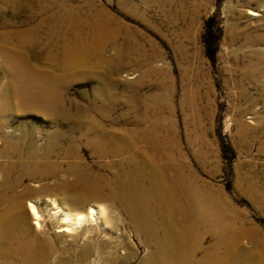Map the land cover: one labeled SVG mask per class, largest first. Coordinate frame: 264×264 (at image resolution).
Here are the masks:
<instances>
[{
    "label": "rangeland",
    "instance_id": "rangeland-1",
    "mask_svg": "<svg viewBox=\"0 0 264 264\" xmlns=\"http://www.w3.org/2000/svg\"><path fill=\"white\" fill-rule=\"evenodd\" d=\"M99 11L118 29L115 44L104 57L90 54L99 70L81 69L62 87V102L44 86L24 99L25 86L0 53V214L21 203L32 240L54 251L48 264L65 257L70 264H139L149 252L140 215L120 204L115 179L132 174L134 160L148 172L139 148L163 145L159 152L173 155L249 231L246 245L264 238V0H0V43L12 33L14 45L22 32L29 60L53 69L49 52L72 33L60 35L64 16L92 20ZM78 176L89 193L82 201L75 200ZM95 191L103 198H91ZM112 192L118 202L106 197ZM186 202L190 221L216 208ZM103 205L104 218L64 230V213ZM209 231L195 259L218 241ZM1 244L0 264H20ZM84 249L90 256L80 261ZM230 259L246 263L241 252Z\"/></svg>",
    "mask_w": 264,
    "mask_h": 264
},
{
    "label": "bare ground",
    "instance_id": "bare-ground-1",
    "mask_svg": "<svg viewBox=\"0 0 264 264\" xmlns=\"http://www.w3.org/2000/svg\"><path fill=\"white\" fill-rule=\"evenodd\" d=\"M64 18L66 21L60 35L61 33L68 34L70 29H72V33L70 32L71 37H62L63 42L56 52H49L48 58L53 62V69L29 60L23 44L25 34L22 32L17 33L18 42L16 44H11L12 33L5 34L0 43V53L11 65L16 78L21 79L22 86H25L22 95L26 100L38 97L39 86H44L48 94L62 102V87L76 74L78 75L81 69H88L92 72L99 70L100 66L89 60L90 54L96 52L104 57L107 44H115L118 29L103 11H99L98 16L92 20L72 17L71 14L65 15ZM83 29L90 31V36L85 35ZM57 37L59 38V36ZM49 42L52 44V41ZM57 69L62 71L61 74L56 72ZM26 94H29L30 97ZM129 142L132 144L129 147L133 148L132 146H134L136 149L135 143ZM119 146L121 145H116L115 151L121 150ZM162 147L163 145L148 149L139 148L146 155L148 172L145 173L144 166L134 160L135 171L115 179L119 187L120 204H123L124 209L130 215H140L141 228L138 229L145 236L143 242L148 246L149 252L139 264H231L232 259L230 258L237 252L244 255L246 263L243 264H264V238L253 239L251 245H246L242 238L249 231L232 218V211L229 210L227 213L226 209L221 207L224 201L210 189L199 186L197 178L186 177L187 169L181 167L173 155L161 154L159 149ZM81 178L78 176L74 183L78 186L81 184V192H77L75 200L82 201L89 193H85V190L88 191V189ZM91 194L93 195L91 198H103V193L99 191ZM106 197L108 200H113L114 203L118 202L114 192ZM190 200L198 204L205 203L208 206L212 204L216 208L213 209V213L208 210L202 215L204 218L200 219L198 216L200 220L197 218L195 221H190L186 216L187 204H185ZM156 204H160L162 208L156 209ZM90 208L87 214L64 213L63 221L67 223L64 230L71 231L80 225L91 222L94 224L107 214V207L104 205ZM30 209L37 218L36 224L41 227L42 215L37 205L31 203ZM61 212L62 210L59 209L56 213ZM25 215V209L19 202H15L13 206L0 214L2 254L6 257H15L20 264H48V258L54 256V251L46 250L45 242L37 243V236H33L35 241L32 240V236L29 234V224H22ZM212 220L215 222L211 225ZM208 225L211 227L210 229ZM209 230L217 235L218 241L211 252L208 251L202 258L195 259L196 254L203 247L204 236L210 233ZM26 231L28 234L23 238ZM226 250L228 257L225 259L222 256V260H218ZM89 254V249L82 250L79 253L80 261L86 259ZM132 255L136 258L138 254L132 250ZM68 258L59 259L55 264H70ZM7 261H10L8 264L13 262L8 258Z\"/></svg>",
    "mask_w": 264,
    "mask_h": 264
}]
</instances>
